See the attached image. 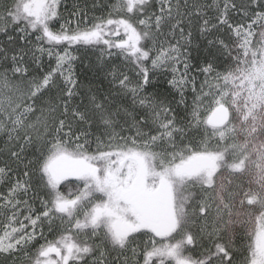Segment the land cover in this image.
I'll use <instances>...</instances> for the list:
<instances>
[{"label": "snow or ice", "instance_id": "snow-or-ice-1", "mask_svg": "<svg viewBox=\"0 0 264 264\" xmlns=\"http://www.w3.org/2000/svg\"><path fill=\"white\" fill-rule=\"evenodd\" d=\"M159 3L160 14H157L151 0H119L116 7L124 14L121 18H112L110 14L106 20L83 28L79 23L72 28L71 21L62 17L61 0H12L0 11L5 26L11 24L14 31L23 32L25 36L33 33L36 51L47 53L50 60L55 59V66L45 75L31 80L27 79L28 68L16 62L12 71L14 75L19 74L20 82L26 85L24 88L0 75V131L6 127L3 124L6 111L11 125L10 138L15 133L25 147L40 144L36 183L43 187L46 197L39 215L24 217L31 225V232L26 230L28 225L23 221H17L19 227H12L11 232L5 231L0 237V253L19 250L23 244L37 239V228L45 221L51 230L53 222L59 220L67 227L58 239L49 240L43 237L42 229L39 232L45 242L39 245L35 264H89L90 259L92 264H233V253L219 240L213 241L214 251L209 249L203 259L185 255L186 248L197 243V234L190 225L197 222V215L207 220L215 209L216 231L209 238L221 229L231 231L230 225L247 216V223L252 227L248 232L249 256L245 264H264V0H247L239 6L231 0V7L249 19L247 25L229 24L226 18L229 3H225L220 23L228 25L237 37L236 66L223 76V89L209 94L206 105L200 100L203 114L194 107L190 119L185 116L183 121H177L174 112L171 118L167 115L172 111L170 107L147 99L146 86L150 80L146 62L153 69L179 70L183 54L178 42L177 46L165 47L161 40V37L166 39L164 27L167 25L171 33L179 29L183 35L181 19L185 16L191 19L200 11V5L189 4L188 0L183 4L181 0H159ZM3 4L4 0H0V5ZM181 7L185 9L183 13ZM173 9L175 17L180 19H174ZM257 22L260 31L254 33L253 25ZM137 25L144 27L138 29ZM207 25L205 20V27ZM253 35L259 37V46L255 48L250 47ZM113 36H119V41L109 39ZM100 43L108 49H118L117 55L123 56L136 72L139 79L135 83L123 71L113 73L112 82L119 86L121 93L130 95L133 104L138 103L143 111L131 115L135 109L109 106L104 98L100 102L92 98L94 114L106 129L121 127L122 121L130 125L129 131L135 129V135H119L123 144H112L110 140L106 147L98 146L95 152H90L87 141L80 142L70 122L64 119L57 122L54 116H45L42 106L39 116L36 112L46 90L58 87L60 78L66 85L59 90L67 97L64 108L65 113L68 111V104L79 94L73 74L75 56L69 50L75 45ZM33 59L36 60L35 52ZM13 61H16L15 56ZM189 70L184 62L181 78L170 82L180 88L181 100L184 96L180 86L186 85L184 77ZM199 71L210 73L212 65ZM191 83L195 88L194 77ZM5 89L20 93L16 102L9 95L7 109L3 106ZM56 110L49 107L48 112L52 114ZM75 114L81 120L89 118L79 109ZM257 129L261 134L259 144L253 136ZM244 132L253 139L251 147L247 139L243 143L236 142V137ZM109 135L111 137L112 133ZM197 135L199 144L192 139ZM213 138H216V147L210 143ZM229 138L233 141L231 144L226 143ZM221 142H225L223 147ZM12 155L19 159L18 153ZM225 171L238 174L240 184L226 187L221 179ZM5 172V168H0V177ZM24 175L29 176V171ZM245 176H254L258 188L242 186ZM252 182L249 180V185ZM62 184L67 192L61 189ZM197 186L207 193L208 199L201 200L190 210L194 194L189 190ZM29 187V181L21 184L17 180L9 188L6 203L15 208L21 202L16 194L27 193ZM73 187L77 190L73 191ZM246 206H257L258 214L253 215V209ZM12 218L16 220L15 212ZM129 251L135 260L127 256Z\"/></svg>", "mask_w": 264, "mask_h": 264}, {"label": "trees", "instance_id": "trees-1", "mask_svg": "<svg viewBox=\"0 0 264 264\" xmlns=\"http://www.w3.org/2000/svg\"><path fill=\"white\" fill-rule=\"evenodd\" d=\"M199 1L198 4L200 7L201 4L205 5L203 9L201 7L202 11L200 13L213 8L211 14L216 18V21L223 14L225 3H231V0H215V2L214 0ZM11 2L12 0H4V4L0 5V11L3 10L5 5H10ZM151 2L154 4V11L157 14H160L159 0H151ZM246 2L247 0H235L237 6ZM118 4L119 0H61L60 12L64 19L71 21L72 28H76L77 23H79L81 28L85 26L91 27L93 23L109 18L110 14L112 18H121L124 14L116 7ZM228 9L231 18L230 20L233 22L236 16H241L242 18L238 19L243 21L249 20L247 17H243L236 9H233L230 4ZM248 16H252L251 11L248 12ZM2 21L3 17L0 16V75L6 76L13 83H17L21 88H24L26 85L20 82L19 74L14 75L12 71L16 62H20L22 67L28 68L27 79L31 80L33 77L40 78L45 75L51 67L55 66V59L53 58L50 60L47 53L41 54L36 51L37 41L35 40L33 33L29 32V34L25 36L23 32L18 30L14 31L11 24L5 26ZM197 22L200 23V21ZM61 23H63V20H61ZM137 27L139 29L144 26L137 25ZM164 32L166 33V30H164ZM223 32L227 35L226 41L228 40L234 43L235 38L232 36L231 30L225 27L212 31V33H210V39L205 35H201L199 32L196 36H193L195 33L190 34L194 42V45L190 47L192 56L190 59L194 73H200L197 69H201L208 64L212 65L213 74H217L222 69L226 68L225 66L228 65V62L230 61L228 58L230 57H227L229 55L225 54L226 51L224 46L226 43L223 40ZM109 39L113 42H118L120 37L113 36L109 37ZM161 40L166 45L167 40L164 37H161ZM142 43H144V41H142ZM69 51L75 56V60L73 61V74L77 81V91L79 94L68 104V111L65 113L64 100L67 97L59 90V87L66 85L64 84L63 78H60L58 81V87H53L50 91L46 90L43 101L37 106L38 110L36 116H39V108L42 106L44 108L45 116H54L57 122L59 119H64L66 122H70L72 131L76 135H79L80 142L87 141V144L90 146V152H95L98 146L101 147V134L106 128L99 116L94 114L93 106L90 103L91 99L96 98V100L100 102L101 98H104L109 106L116 105L123 109L124 105L127 104L125 103L126 98L124 94L119 91V86L112 82L113 73L118 74L123 71L129 76L132 75L130 79H135L137 75L136 72L127 65L124 57L117 55L118 49H108V46L103 43L96 45H75ZM34 52L36 56L35 61L33 59ZM109 52H111V54H109ZM154 53L155 49H153V54ZM61 54L63 53L61 52ZM14 56L16 57L15 62L13 61ZM146 66L149 69V80L158 81L160 73H162L163 70L161 68L153 69L151 64L147 62ZM137 78L139 79V77ZM162 88L163 86L161 89ZM162 90H166L163 95L167 97L166 94H169L167 87ZM9 95H11L13 102H16L20 93H10L8 89L4 90L3 106L5 109L8 108ZM193 97V94H188V97L185 98L183 103L184 108L181 110V118H179V121L183 120L185 116H188L190 119V114L196 104ZM192 99L193 101H191ZM27 102L31 103V100H28ZM49 107L56 108L57 110L54 113L49 114ZM128 108L130 109V107ZM76 109H79L80 112H86L89 118L81 120L80 116L75 114ZM139 112L140 110L137 111V113ZM29 115L31 116L32 114ZM33 121H35V117H33ZM120 123L126 131L128 125H124L122 121ZM3 124L6 127L4 130L0 131V168H5L6 172L3 177H0V199L2 200L4 197H8L10 186L14 185L17 180L20 182L33 181V195L36 194L37 191L39 192L42 190L45 193L43 187L38 186L36 183L38 179L36 161L37 157L40 155V144H29L25 147L24 141L18 138L15 133H12L10 138L8 133L11 130V125L7 119L6 111L3 114ZM123 127H116L115 129L108 128V132L113 134L115 131L122 129ZM73 139L75 138L73 137ZM13 152L18 153L19 159L12 155ZM26 170L29 171V176L24 175ZM61 189L67 192V189L63 184L61 185ZM76 190L77 189L73 187V191ZM20 195L21 198H28L23 194ZM65 227H67V225H61L57 222V224L54 225L53 239H58L59 234L63 232ZM203 245L199 248V252H196L195 250L196 245L195 247H189H191L194 254L198 255L201 253L202 247L204 248ZM18 256L14 255L12 258H8V262L22 264L21 258L23 256ZM53 256L55 258V254H53ZM112 256L114 257L115 253H113ZM127 256L130 259L135 260V258L132 257L131 251L127 253ZM123 260L124 257H121V261ZM8 262L6 264H8ZM89 264H92L91 259L89 260Z\"/></svg>", "mask_w": 264, "mask_h": 264}, {"label": "rangeland", "instance_id": "rangeland-1", "mask_svg": "<svg viewBox=\"0 0 264 264\" xmlns=\"http://www.w3.org/2000/svg\"><path fill=\"white\" fill-rule=\"evenodd\" d=\"M184 0H181V4H183ZM193 2L199 3V0H188L189 4H192ZM215 2V0H214ZM231 6V3H229ZM205 5L201 4L202 9L204 8ZM200 7V11L191 16V19H189L187 16L183 17L180 22V26L184 29V34L181 35L179 29L175 31V33H171L168 31V26L166 25L164 27V30H166V40L167 43L165 47H167L169 44L173 46H177L178 42V47L180 48L182 55L181 62L178 65L179 70L173 72L171 68H161L163 70L162 73H160V78L158 81H150V83L146 86V93H147V99H150L153 103L158 104V105H163L164 107H170L172 109L171 112H168L167 115L171 118L173 115V112L176 113L175 119L179 121L180 115H181V110L184 108V101L185 98L188 97V94H193L194 95V101H195V108H199L201 113L203 114L204 112V107L200 104V100H203L205 105L207 104L208 99H210V95H214L217 90L223 89L224 88V80L223 76L227 74V72L232 71L235 66H236V61L234 59V56L236 53L239 51L237 48V37L232 29L228 27L226 24L220 23V18L216 21V18L212 16L211 12L213 10L209 9L208 11H202ZM181 13L185 11L183 7L180 9ZM173 14H174V19H180L178 17H175V9H173ZM229 21V24H237V23H242L244 25H247L250 23L248 20H241L238 18H242L241 16H236L234 22L230 20V15H229V9L227 12V17ZM253 19H255L253 17ZM205 20L208 21L207 27H205ZM197 21H200L197 22ZM215 25V26H213ZM221 27H225L231 30L232 36L235 38L234 43L231 41H226L227 35L223 32V40L226 43L224 46V49L226 51L225 54L229 55L227 57L228 60V65L225 66L226 68L222 69L220 72L217 74L211 73H204L202 71H198L200 73H194V70L192 69V64H191V51L190 47L194 45L193 39L191 37V33L193 36H196L197 33H201V35H205L210 39V33L216 29H220ZM260 31L259 28V22H257L255 25H253V32L258 33ZM259 37L258 35H253L250 40H251V45L250 47H258L259 45L257 44ZM214 40V39H213ZM227 46V47H226ZM228 51V52H227ZM186 62L189 65V71L185 75L184 80L187 82L186 85H181L180 87L183 88V96L184 99L181 100V92L180 88L172 86L170 83L174 78L176 80H179L181 78V72H183V63ZM171 63V61H169ZM195 69V66H194ZM202 69V68H201ZM199 70V69H197ZM132 75L129 77L131 78ZM138 76H136L135 79L133 80V83L138 79ZM195 78V88H193V85L191 83V79ZM134 78V77H133ZM257 84L259 81L256 82ZM165 89L167 87V90L169 91V94H166L167 97H165L163 94L165 93L166 90H162L161 87ZM229 88L232 87L231 82H229ZM227 90V89H225ZM164 91V92H163ZM246 95V93H245ZM127 103L125 106L130 107L131 109H135V112H132L131 115H136L138 114L137 111H143V109L140 108V105L138 103L133 104L132 97L130 95H125ZM197 97L199 99H197ZM193 101V99L191 100ZM150 112V110H149ZM161 119H163V115L161 116ZM129 120H131V117H129ZM183 121V120H181ZM123 127V125H122ZM130 125L126 127V131L124 127L118 131H115L112 136L110 137L108 129H105L103 133L101 134V148L106 147L111 140L112 144L120 143L123 144L124 141L119 139V135H123L125 137H129L131 135H135V129H131L129 131ZM202 132V129H201ZM260 130L257 129V132L253 133V136L256 137L255 143L259 144L261 142L260 140ZM192 139L199 144L200 143V137L193 136ZM247 139L249 141V146H252L253 139L251 136H247L246 132L241 133L240 136L236 137V142L237 143H243L244 140ZM187 142V141H186ZM233 141L231 138H229L226 143L231 144ZM213 147H216V138H213L212 141H210ZM225 142H221V147H223V144ZM254 155V153H253ZM231 159V157H229ZM219 175V174H218ZM238 174H230L229 172L225 171V175L221 178L223 179L225 186L226 187H231L234 185L240 184V181L236 178ZM249 180H252L253 182L251 185H249ZM231 181V183H230ZM219 183V181H217ZM30 187L27 193L23 192H18L16 194V199L20 200L21 202L16 205L15 208L11 207L6 203V200L8 197H2L3 199H0V237H2L5 233L11 232L12 227H19V224L17 221H23L25 225H28L27 231L31 232V225L29 221L25 220L24 217L28 215H33L35 216V208L38 207L40 212L43 210L42 207V201L45 200V193L42 191H37L36 194L33 195V181H29ZM21 184L23 182L21 181ZM244 187H251L253 190L258 188V185L255 183V177L254 176H245L243 185ZM190 192H192L194 195L192 197V200L190 201V210L194 209L198 203L201 202V200H207L208 195L205 192H202L199 189V186L196 188L190 189ZM23 194L25 197H28L27 199L21 198V195ZM26 202V203H25ZM237 207H239L237 205ZM247 208L253 209V215L258 214V208L257 206H246ZM31 209V211H29ZM13 212L16 213V220H13ZM40 214V213H39ZM38 214V215H39ZM228 217L227 215H224V220L227 221ZM247 216H242L238 218V222L233 223L230 225L231 231H226L221 229V231L217 232L216 235L211 236L210 234L214 231H216V218H215V209L212 210L211 214L208 215L207 220L200 219L199 216H196V223H193L190 225L191 230L193 233L197 234V243H196V252H199V248H201V245L204 243V248L202 247L201 253L196 255L192 252L191 247H187L185 250V255L187 256H192L193 259H203L204 257L207 256L208 250L211 249L214 251L213 248V241L219 240L220 243L228 245L230 248L231 252L233 253L234 260L233 264H245V258L249 256V253L247 251V246H248V232L250 231L252 225L247 223ZM57 222L60 223L59 220H55L53 222L52 228L54 229V225L57 224ZM199 225V226H198ZM40 227H47V230L49 231V224L47 221H45ZM51 228V229H52ZM19 233H16L15 235H18ZM147 238H145V241ZM159 240V238H157ZM44 238H42L39 243L43 244ZM7 243V240L5 241ZM138 244H141L142 242L138 241ZM206 245V247H205ZM195 247V246H192ZM39 245L36 244L35 240H32L28 242L27 244H23L22 248H20L17 251H14L12 253L4 252L0 253V264H6L9 259L12 258V256L20 255L23 256L22 259V264H35V259H36V254L38 251ZM192 252V253H191ZM19 257V256H18ZM14 264L13 262H8V264Z\"/></svg>", "mask_w": 264, "mask_h": 264}, {"label": "flooded vegetation", "instance_id": "flooded-vegetation-1", "mask_svg": "<svg viewBox=\"0 0 264 264\" xmlns=\"http://www.w3.org/2000/svg\"><path fill=\"white\" fill-rule=\"evenodd\" d=\"M35 213H36V215H38L40 213V210L38 209V207L35 208ZM64 225H66V224H64ZM41 229L43 231V237H45V238H47L49 240L53 239V232H54L53 228L48 231L47 227H39V228H37V239L35 240L37 245H41V243H39V241L42 239L39 236V232L41 231ZM53 258H54V256H53Z\"/></svg>", "mask_w": 264, "mask_h": 264}]
</instances>
